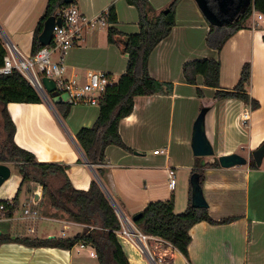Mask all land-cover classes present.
I'll list each match as a JSON object with an SVG mask.
<instances>
[{
  "label": "crops",
  "instance_id": "crops-1",
  "mask_svg": "<svg viewBox=\"0 0 264 264\" xmlns=\"http://www.w3.org/2000/svg\"><path fill=\"white\" fill-rule=\"evenodd\" d=\"M74 1L88 17H94L113 5L117 21L86 30L78 44L67 49L64 57L66 76L83 81L85 72L92 69L105 71L113 80L117 79L125 71L127 54L118 44L107 40V29L113 26L123 35L138 32V10L125 0ZM148 1L157 13L171 0ZM46 2L0 0V33L6 42L3 43L1 37L0 40L5 50L6 44H12L22 55L31 54L33 31ZM257 13L252 10L243 28L235 31L217 51L206 44L210 24L195 1L179 0L170 33L155 45L148 58L150 75L171 83L172 92L134 97L132 111L118 125L119 135L129 150L116 145L105 148V159L100 164L101 180L96 166L85 163L75 138L81 127L94 123L98 115L97 105L69 100L56 102L49 95L48 99L41 96L40 103H7V112L15 124L13 138L18 146L33 153L39 162L65 165V174L76 189L86 190L98 177L131 223L132 215L141 212L151 201L172 198L175 212L183 211L189 204L190 175L195 165L190 142L193 123L202 108L196 94V88H200L203 100L211 103L204 123L214 155L204 157L205 163L231 153L247 159L243 165L203 168L201 187L209 216L216 221L227 217L235 219L224 223L202 220L193 224L189 229L191 240L187 246V258L168 242L154 236L158 241L148 239L146 245L151 254L160 256L161 261H152L147 252L129 240L121 239L123 237L117 233L130 264L264 263V154L257 168L250 166L252 152L264 139V14L258 19ZM207 57L219 60L222 89L233 88L242 65L249 63L251 72L245 92L257 100L258 106L253 109L249 103L233 97L213 100L215 89L204 85L200 75L196 77V84L187 83L182 74L183 63ZM62 102L71 103L66 117L56 109ZM244 112L249 113L246 124L241 122ZM155 150L162 152L154 153ZM7 165L10 176L0 186V200L12 199L20 187L19 204L32 198L36 206H41L45 201L42 190L38 189L41 186L33 182L20 185L21 175L17 167ZM169 168H173L176 174V185L172 190L167 186ZM46 178L57 180L56 187L64 181L60 174H50ZM33 186L38 188L34 190ZM48 208V215L42 213L41 216L58 225L57 235L50 222L43 230L46 234L39 235L36 226L35 231L29 232L27 223L17 218L16 213L13 217L0 215V264L94 263L93 259H82L81 254L76 255L73 250L27 246L17 240L25 237L66 238L85 229V224L52 216L55 209ZM131 225L137 228L134 223ZM71 227L75 229L73 233L65 235Z\"/></svg>",
  "mask_w": 264,
  "mask_h": 264
},
{
  "label": "trees",
  "instance_id": "trees-1",
  "mask_svg": "<svg viewBox=\"0 0 264 264\" xmlns=\"http://www.w3.org/2000/svg\"><path fill=\"white\" fill-rule=\"evenodd\" d=\"M74 1V0H73ZM133 5L139 12L138 32L123 35L115 27L107 29V40L116 43L117 36H127L128 42L122 51L127 54L125 71L120 74L97 98L98 115L94 123L89 127H81L75 134V138L89 163L96 166L97 174L102 177L100 164L104 162V150L108 145H116L129 150L118 132V125L122 118L133 109L134 97L139 95H151L155 93L170 94L172 84L154 79L148 70V58L155 45L165 38L175 23V7L179 0H171L165 9L155 12L148 0H125ZM212 5V2H210ZM64 0H47L43 14L39 18L33 31L31 54H34L42 45L38 41L43 22L49 16L65 5ZM106 20L113 24L117 21L115 8L108 7ZM252 10L264 14V0H253L244 14L236 21L226 26L217 27L209 25L206 35L207 46L219 51L226 40L238 29L243 28L244 21L250 16ZM264 40V36H263ZM119 45V44H118ZM120 46V45H119ZM6 50L0 40V66ZM219 60L214 58H196L188 60L182 65V74L187 83L196 84L198 75L203 77L204 85L215 89L213 100L223 98H239L251 105L254 109L258 106L256 99L250 98L245 92V85L250 78V64L244 63L240 70L239 79L231 89H222L219 85ZM197 97L202 108H208L211 103L203 100L200 88H196ZM9 102L40 103L41 95L34 86L17 70L10 74H0V163L14 164L21 175L22 185L25 182H33L41 186L47 207L54 210L52 216H59L68 221L85 224V229L72 237L45 239L18 238L27 246H51L70 249L77 242H85L95 250L96 263L85 264H130L127 254L117 236L121 229L118 215L114 211L106 194L96 180H92L86 190L76 189L72 186L65 174V165L55 162H39L30 151L18 146L14 141L15 124L8 114L6 105ZM71 103L62 102L56 107L61 116L66 117ZM201 108V109H202ZM258 149L264 150V139ZM200 157H195V165L192 173L199 174V182L203 181V168L219 166L215 158L211 163L200 165ZM250 166L257 168L258 164L251 159ZM50 174H60L64 181L58 187H49L46 177ZM19 190L12 198L13 205L0 215L11 216L19 205ZM4 202V200H0ZM235 219L227 217L213 220L209 216L208 207H193L189 204L181 212L174 211V201H151L141 210V215L134 221L139 231L146 235L157 236L168 242L187 258V246L191 240L189 229L199 221L210 223H224ZM92 226V228H89ZM264 264V263H263Z\"/></svg>",
  "mask_w": 264,
  "mask_h": 264
},
{
  "label": "built area",
  "instance_id": "built-area-1",
  "mask_svg": "<svg viewBox=\"0 0 264 264\" xmlns=\"http://www.w3.org/2000/svg\"><path fill=\"white\" fill-rule=\"evenodd\" d=\"M107 13L108 10L105 9L94 17H88L80 11L78 5L73 0L63 5L54 14L55 20L59 19V23L55 22L53 26L49 44L42 45L34 54L28 56L22 55L14 45L6 44V54L0 66V74L6 75L10 74L13 70H17L34 86L39 94H42L41 92L44 88L41 77L46 76L53 81L55 90L58 93H68L70 101L97 105L98 96L114 80L105 71L92 69H88L85 72L83 81L68 78L65 74L66 64L64 57L67 49L77 45L86 30L108 24L106 20ZM256 16L258 19H261L263 15L262 13H257ZM55 53L57 54L56 58H54ZM248 120L249 113L244 112L241 116V122L246 124ZM158 152H162V150L154 151V153ZM167 174V186L172 190L176 185L175 170L169 168ZM28 202L19 204L11 216L13 217L16 213L17 218L27 222V230L33 232L35 231L33 225L40 220L41 214ZM12 205V199L0 202V212L7 210V207ZM120 222L122 226L118 231V235L147 252L150 260L161 261L160 256L151 254L146 245L148 239L158 241L153 235L143 234L132 226L128 219H124V222L120 219ZM89 228H92V226H89ZM69 250H73L76 255H80L82 250H86L90 258L95 259L97 257L93 247L82 241L77 242Z\"/></svg>",
  "mask_w": 264,
  "mask_h": 264
},
{
  "label": "water",
  "instance_id": "water-1",
  "mask_svg": "<svg viewBox=\"0 0 264 264\" xmlns=\"http://www.w3.org/2000/svg\"><path fill=\"white\" fill-rule=\"evenodd\" d=\"M65 3H70L72 0H64ZM197 7L201 11L202 15L205 17L207 22L210 25H214L217 27L226 26L227 24L236 21L240 18L242 14L245 13L247 8L252 5L253 0H194ZM212 2V5L211 3ZM164 13L168 12V9L163 10ZM55 22L58 24L59 19L54 18V16H49L43 22L42 30L38 35V41L41 45L49 44L51 37H52V30ZM116 42L120 45L121 51H123L127 45L128 37L127 36H117L115 38ZM41 82L43 84L42 94H40L45 99H48V95L57 96V91L55 90V85L53 81L43 76L41 77ZM207 108H202L194 123L191 135V150L192 154L195 157H200V165L203 166L205 164L204 157L213 156L214 151L211 143L209 142L206 133H205V113ZM264 154L263 149H256L252 152L253 160L256 164H259L261 161V157ZM85 163H89V161L83 156ZM218 163L221 167H231L234 165H243L247 163V159L238 154V153H231L227 155L218 156ZM10 176V169L9 166L5 163H0V186L1 184ZM96 180L100 184L101 188L103 189L104 193L106 194L109 202L111 203L114 211L118 215V217L122 219H127L125 215H123L118 206L116 205L115 201L111 197V195L107 192L102 182L96 177ZM190 187H191V195H190V204L193 207H208V204L204 198L202 187L199 182V174L194 172L190 175ZM34 201L36 202L38 198V194L36 193L34 196ZM141 215V212H137L132 215L130 222L134 223V221ZM133 230V229H132ZM143 251V250H142Z\"/></svg>",
  "mask_w": 264,
  "mask_h": 264
},
{
  "label": "rangeland",
  "instance_id": "rangeland-1",
  "mask_svg": "<svg viewBox=\"0 0 264 264\" xmlns=\"http://www.w3.org/2000/svg\"><path fill=\"white\" fill-rule=\"evenodd\" d=\"M0 37H1V39H2V41H3V43L4 42H6L5 41V39H4V37H3V35H2V33H0ZM53 101H56V102H61L62 100L63 101H70V97H69V95H68V93L67 92H59V93H57V96H54L53 98H52V96H49ZM14 172V171H13ZM99 178H100V180H101V177L99 176ZM177 181H178V183H177V188H179V186H180V184H179V180L177 179ZM46 182H47V184H48V186L49 187H56V185H57V180H55V179H47L46 178ZM102 182V181H101ZM38 187L37 186H33V189L35 190V189H37ZM39 190H41V187H39L38 188ZM32 207H35L38 211H39V213L41 214V215H43L44 214V212L43 211H45V208L47 207V205L45 204V201L44 202H42L41 203V206H36L35 204H34V202L32 201V198H30V201L28 202ZM46 206V207H45ZM48 210H50V208H48L47 209V211ZM43 213V214H42ZM23 221V220H22ZM122 221L124 222V219H122ZM24 222V221H23ZM22 222V223H23ZM50 221H48V220H46V218H42V216H41V218H40V220H38V222H37V225H36V223L33 225L34 227L36 226V230L38 229L39 231H38V234L39 235H45L46 233H45V231H43L46 227V223H49ZM27 223V222H26ZM49 224H53L54 225V228H53V231H54V233H56V235L57 234H59V229H58V225L55 223H49ZM28 225V224H27ZM39 227V228H38ZM48 227V226H47ZM61 229V228H60ZM75 229H74V227H71V229H69L68 231H65V235H71L72 233H73V231H74ZM121 240V239H120ZM81 256L83 257L82 259H85L84 257H86V258H90L89 256H88V252L86 251V250H82L81 251ZM90 259H93L94 260V263H96V260L94 259V258H90Z\"/></svg>",
  "mask_w": 264,
  "mask_h": 264
},
{
  "label": "bare ground",
  "instance_id": "bare-ground-1",
  "mask_svg": "<svg viewBox=\"0 0 264 264\" xmlns=\"http://www.w3.org/2000/svg\"><path fill=\"white\" fill-rule=\"evenodd\" d=\"M121 239H124V238H121Z\"/></svg>",
  "mask_w": 264,
  "mask_h": 264
}]
</instances>
